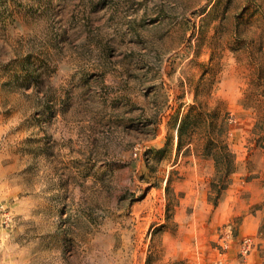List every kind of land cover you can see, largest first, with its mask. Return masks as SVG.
Masks as SVG:
<instances>
[{
  "label": "rangeland",
  "instance_id": "obj_1",
  "mask_svg": "<svg viewBox=\"0 0 264 264\" xmlns=\"http://www.w3.org/2000/svg\"><path fill=\"white\" fill-rule=\"evenodd\" d=\"M188 112L223 167L178 150ZM0 241V264H264V0H0Z\"/></svg>",
  "mask_w": 264,
  "mask_h": 264
},
{
  "label": "trees",
  "instance_id": "obj_2",
  "mask_svg": "<svg viewBox=\"0 0 264 264\" xmlns=\"http://www.w3.org/2000/svg\"><path fill=\"white\" fill-rule=\"evenodd\" d=\"M206 117L203 112L197 114L188 112L183 116L178 126V150L181 151L184 146L191 147L189 150L202 157H212L217 167H223L220 165L225 164L226 158L230 155L225 146L212 137L207 136L204 144H199L196 138L202 124L206 122Z\"/></svg>",
  "mask_w": 264,
  "mask_h": 264
},
{
  "label": "built area",
  "instance_id": "obj_3",
  "mask_svg": "<svg viewBox=\"0 0 264 264\" xmlns=\"http://www.w3.org/2000/svg\"><path fill=\"white\" fill-rule=\"evenodd\" d=\"M232 240V235L230 231L225 232L221 237L220 247L225 250L229 247ZM252 247L251 238H244L242 241V253L243 255L247 254ZM218 264H223V260L220 259Z\"/></svg>",
  "mask_w": 264,
  "mask_h": 264
},
{
  "label": "clouds",
  "instance_id": "obj_4",
  "mask_svg": "<svg viewBox=\"0 0 264 264\" xmlns=\"http://www.w3.org/2000/svg\"><path fill=\"white\" fill-rule=\"evenodd\" d=\"M0 243H2V241H0Z\"/></svg>",
  "mask_w": 264,
  "mask_h": 264
}]
</instances>
